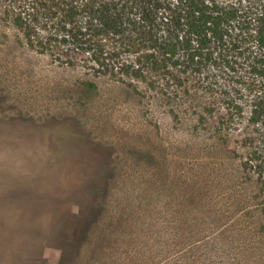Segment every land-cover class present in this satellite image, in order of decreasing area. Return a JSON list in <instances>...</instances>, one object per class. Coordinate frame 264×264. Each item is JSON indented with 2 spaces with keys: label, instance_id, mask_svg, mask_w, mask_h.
<instances>
[{
  "label": "rangeland",
  "instance_id": "rangeland-1",
  "mask_svg": "<svg viewBox=\"0 0 264 264\" xmlns=\"http://www.w3.org/2000/svg\"><path fill=\"white\" fill-rule=\"evenodd\" d=\"M12 2L0 0V264H264V185L240 157L259 128L239 107L220 125L210 72L128 83L62 63L26 43Z\"/></svg>",
  "mask_w": 264,
  "mask_h": 264
},
{
  "label": "trees",
  "instance_id": "trees-1",
  "mask_svg": "<svg viewBox=\"0 0 264 264\" xmlns=\"http://www.w3.org/2000/svg\"><path fill=\"white\" fill-rule=\"evenodd\" d=\"M13 1L5 12L26 43L62 63L128 83L148 70L210 72L206 86L226 103L220 125L239 107L259 128L240 157L264 185V0Z\"/></svg>",
  "mask_w": 264,
  "mask_h": 264
}]
</instances>
